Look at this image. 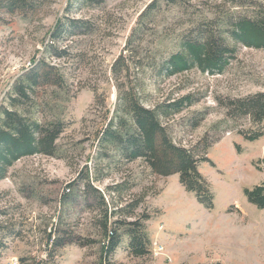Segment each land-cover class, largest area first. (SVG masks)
<instances>
[{"label": "rangeland", "instance_id": "1", "mask_svg": "<svg viewBox=\"0 0 264 264\" xmlns=\"http://www.w3.org/2000/svg\"><path fill=\"white\" fill-rule=\"evenodd\" d=\"M153 1L102 0L81 7L79 0H47L28 19L0 12V105L14 80L34 60L45 57L43 45L58 21L70 18L91 25L57 43L69 47L65 60L46 55L62 68L66 83L62 89L41 92L47 104L40 117L61 120L66 129L55 156L22 158L0 181V225L5 227L0 264L96 261L98 243L48 247L54 230L100 240L95 196L82 194L83 182L76 187V201L67 207L61 204L67 184L84 175L86 167L93 177L94 165L104 175L93 182L95 188L105 194L108 186H121L113 203L123 207L140 201L135 215L148 217L150 253L129 256L124 239L113 255L117 264H264V210L248 203L243 193L264 182V134L246 141L240 131L255 127L247 119L229 118L224 106L228 99L264 92V50L234 44L227 37L239 20L261 17L264 0H157L151 8ZM204 31L221 33L235 47L226 68L215 74L194 68L168 76L162 64ZM121 55L128 62L130 81L141 83L143 91L139 85L136 91L145 107L187 94L196 100L164 123L179 146L202 155V146L210 145L203 153L209 162L200 163L198 170L210 185L212 209L186 192L177 175L157 176L142 160L97 157L98 133L115 108L117 88H129L124 73L116 81L111 72ZM97 96L105 98L103 106L95 104ZM114 221L116 217L110 219Z\"/></svg>", "mask_w": 264, "mask_h": 264}, {"label": "trees", "instance_id": "2", "mask_svg": "<svg viewBox=\"0 0 264 264\" xmlns=\"http://www.w3.org/2000/svg\"><path fill=\"white\" fill-rule=\"evenodd\" d=\"M46 1L0 0V12L19 14L28 19L39 13ZM79 1L81 7L102 3V0ZM156 3L157 0H154L151 8ZM90 26L86 20L67 18L58 21L50 33L49 42L43 45L45 57L34 60L33 64L14 80L5 95L0 105V181L6 177L8 169L22 158L35 155L53 157L57 153V141L65 132L66 125L61 120L49 121L43 116L40 117L47 104L43 101L42 94L49 88L62 89L66 83V75L58 64L49 62L46 55L65 60L69 47H58L57 43L89 30ZM227 37L234 44L264 50V12L259 18L239 20ZM235 51V47L229 46L221 33L215 35L213 31H204L201 36L185 41L181 51L171 55L162 67L168 76L180 75L194 68L203 73H221L229 64V59L233 58ZM111 68L116 81L124 73L123 77L129 88L120 91L117 85L115 108L98 133L97 157L108 160L117 158L118 162L127 163L142 160L151 173L157 176L177 175L186 192L192 193L197 202L206 209H212L213 195L210 185L198 170L200 163L209 162L204 155L210 145L206 143L202 146V155H198L193 149L179 146L172 141L164 123L165 120L191 107L196 102L193 95L168 99L147 108L142 104L140 93L136 91V86L141 87V83L136 78L130 81L126 58L119 56ZM104 102L105 98L95 97V104L103 106ZM224 106L229 118L247 119L255 127L246 132L240 131L239 134L246 141H256L263 136L264 92L234 100L228 99ZM101 171L94 165L93 177L90 178L89 168L86 167L84 175L80 177L78 174V177L67 184L61 195L62 206H70V203L76 201L77 194L74 193L80 182H83L82 194H94L98 208L96 224L100 231V240L82 239L71 232L66 234L54 230L48 235V247L57 249L75 244L85 248L96 246L98 243L99 254L92 264H117L113 261V255L126 239L129 256H147L150 253V239L145 225L148 217L135 215L140 201L127 203L123 207H118L117 202L114 204L113 196L120 192L121 186H108L105 194L99 191L93 182L103 180ZM243 193L248 203L264 210V182L252 189H244ZM108 199L112 204L110 212ZM115 217L116 221L111 223L110 219ZM4 230L5 227L0 225V234ZM4 238L0 237V249L4 247ZM49 261L50 259L33 261L31 264H49Z\"/></svg>", "mask_w": 264, "mask_h": 264}]
</instances>
